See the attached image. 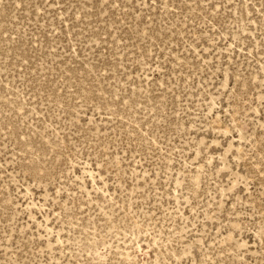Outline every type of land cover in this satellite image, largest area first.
<instances>
[{
    "label": "rangeland",
    "instance_id": "rangeland-1",
    "mask_svg": "<svg viewBox=\"0 0 264 264\" xmlns=\"http://www.w3.org/2000/svg\"><path fill=\"white\" fill-rule=\"evenodd\" d=\"M0 264H264V0H0Z\"/></svg>",
    "mask_w": 264,
    "mask_h": 264
}]
</instances>
